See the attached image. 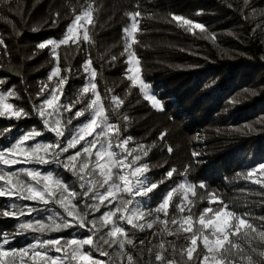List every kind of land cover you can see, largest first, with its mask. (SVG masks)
<instances>
[{"label":"trees","instance_id":"trees-1","mask_svg":"<svg viewBox=\"0 0 264 264\" xmlns=\"http://www.w3.org/2000/svg\"><path fill=\"white\" fill-rule=\"evenodd\" d=\"M89 4L93 8L92 23L85 28L89 41H83L82 36L78 45L71 41L68 45L61 44L55 54L51 45L43 50L37 48L47 39H63L74 16L82 14ZM136 10L141 11V16L136 18L139 30L129 36L123 31L125 27L131 29L132 24L126 13ZM173 14L204 25L205 31L195 27L186 31V26L181 27L171 20ZM53 19L57 21L55 24ZM0 37L5 41L0 45V79L5 81L0 84V91L13 90L19 98L10 97L8 102L30 113L20 120L0 117V148L10 146L33 127L44 133L37 140L55 139L53 134L44 130L43 121L33 111V105H39L51 88L56 87L58 78L53 77L52 81L47 78L59 61L61 76L67 78L60 103L79 100L71 113L63 112L61 126L67 117L86 107L93 98L91 91L83 93L82 89L89 86L90 80L94 82L109 123L120 128L119 139L132 138L117 148L115 130H110L112 150L127 156L128 161L140 156L136 166L146 163L149 168L146 175L158 183L149 197H137L143 199L146 209H156L171 191L167 209L169 219L173 216L179 218L181 213L177 206L181 204L185 207V215L191 208V212L198 216L204 207L209 206L208 199L201 197L215 192L238 214L264 216V195L258 194L264 192V187L245 179L253 167L264 162V124L260 123L264 118V0H247V3L245 0H11L10 4L0 0ZM126 42L139 58L140 75L150 86L149 94L160 101L162 110L154 108L150 100L144 98L140 87L132 86L127 79L128 53L120 55ZM112 56H117V60L112 61ZM89 59L96 71L94 79L83 67ZM42 84H47L48 88L44 96H38ZM246 89L249 91L245 92ZM113 96L123 101L115 113L112 111L115 106ZM46 117L50 121L57 119L52 109H46ZM86 117H90V112H86L85 117L73 119L68 127L75 128ZM70 138L71 133L66 131L61 139L66 143ZM83 144L81 141L76 149H69L61 159L79 150ZM145 151L146 156L143 155ZM193 152L198 155L193 156ZM22 167L39 168L45 174L51 171L80 190L77 178L54 164L0 165L6 172ZM173 169L172 177H168L167 172ZM254 177L264 180V174L259 170ZM18 178L34 183L23 173ZM16 179L12 177L13 184ZM201 182L204 188L199 186ZM189 184L195 186V194L192 190L186 191ZM4 186L5 182L0 181V187ZM121 195L128 198L127 194ZM12 203L38 206L34 201L0 198V234L16 233L18 223L33 217L48 222L46 217L52 215L3 216L5 210H16L10 207ZM49 207L65 219L73 220L58 204ZM107 210L102 206L94 215L99 217ZM155 216L153 213L145 220L155 219ZM159 216L161 220L165 219L163 212ZM57 222H60L59 218ZM121 223L130 233L135 232L137 247L127 246L126 250L147 261L148 249L159 243V237L154 233L162 232L165 225L158 222L150 229L139 231ZM253 223L258 225L260 221L254 220ZM106 231L108 229L104 228L100 234ZM89 234L86 229L69 227L60 232L45 233L42 239L62 238L63 244L68 239L84 238ZM36 235L40 234L17 235L11 246H25L33 242ZM185 235L169 236L165 233L164 239L182 244ZM141 240L144 241L142 245ZM240 243L243 245V241ZM116 249L117 246L113 245L108 251ZM88 250L85 245L83 251ZM170 252L169 248L166 254ZM51 254L56 255L55 252ZM92 255L96 259L108 260L95 251ZM176 259L179 260V255ZM116 264H127L126 256L122 260L117 258ZM236 264H240L239 258Z\"/></svg>","mask_w":264,"mask_h":264},{"label":"snow or ice","instance_id":"snow-or-ice-1","mask_svg":"<svg viewBox=\"0 0 264 264\" xmlns=\"http://www.w3.org/2000/svg\"><path fill=\"white\" fill-rule=\"evenodd\" d=\"M5 3L10 4L11 0H5ZM9 10L12 9L9 8ZM92 12V5L89 4L82 14L74 16L63 39L59 41L47 39L39 43L37 48L43 50L51 45L52 52L55 54L56 48L61 44L68 45L71 41L78 45L80 41L79 22L83 19L92 23ZM56 15L59 16V13ZM126 15L131 18L132 24L131 29L125 27L123 31L132 36L139 30L136 18L141 16V11L136 10L126 13ZM171 20L178 22L181 27L186 26V31H191L193 27L200 29L201 32L205 31L204 25L194 24L193 20L182 15L173 14ZM56 22L53 19L52 23ZM33 31L36 29L34 28ZM82 39L86 42L90 40L87 30L83 32ZM133 42H136L135 39ZM4 43L3 37H0V45H4ZM130 48L131 45L126 42L124 52L120 53L121 56L128 53L126 63L130 66L136 65L127 70L132 73L127 76V79L131 81L132 86L140 87L144 98L150 100L154 108L162 110L160 101L154 95L149 94L150 86L140 75V60L135 52L130 51ZM111 60H117V56H112ZM91 65L92 60L89 59L83 67L85 72H90L91 78L94 79L96 71ZM53 77L58 78L56 87L51 88L49 94L44 96L48 85L42 84L38 96H44V98L39 105H33V111L43 121L44 130L53 134L55 139L47 142L37 140L36 138L41 137L44 133L33 127L20 135L14 143H10V146L0 148V165L12 167L18 164L40 166L54 164L57 167H62L66 172H71L77 178L76 182L79 183L80 190L77 191L74 186L68 185L51 171L45 174L39 168L22 167L17 171L6 172L0 168V181L5 182V186L0 187V198L15 197L17 200L34 201L38 205L32 207L12 203L10 207L16 210H5L2 213L3 216L16 218L24 215L31 217L33 213H36L37 216H40L41 213H52L46 217L48 222H45V219L33 217L18 223L16 233L0 234V264H116L117 258L122 260L125 256L127 264H236L237 258H239L240 264H264V216L253 217L249 213L238 214L215 192H210L207 197H201V199H208L209 206L204 207L198 216L191 212V208H188L185 215V207L181 204L177 206L181 213L179 218L173 216L169 219L167 209L172 196L171 191L167 193L156 209H146L143 199H137V197H149V193L158 187V183L152 182L146 175L149 170L146 163L136 166V161L140 160V156H135L133 160L128 161L127 156L112 150L110 130H115L117 139L115 146L117 148L126 145L132 138L128 137L122 141L119 139L120 128L109 123V117L100 103L101 97L96 91L97 85L90 80V87H83L82 92L89 93L91 90L93 98L86 107L67 117L66 122L61 126L63 112L71 113L79 100L60 103L67 78L61 76L59 61L49 74L48 81H52ZM4 82L3 79H0V84ZM244 91L248 92L249 90ZM13 96L19 98L13 90L0 91V117L16 120L28 117L30 113L26 112L23 107H17L8 102L9 98ZM112 100L115 105L112 111L115 113L123 101L116 96H113ZM235 100L234 97L233 101ZM46 109L54 110L57 119L50 121L46 117ZM86 112H90V117H86L75 128L68 127L72 124L73 119L85 117ZM97 118H100L99 123ZM260 123L264 124V118H261ZM66 131L71 133V138L67 139L65 143L61 138L65 137ZM89 136L93 139L87 140L86 137ZM101 137H104L103 141L100 139ZM29 141H35V143L29 144ZM81 141H84V144L79 150L61 159L63 154L69 152V149H76ZM94 149L95 152H93ZM168 151L171 153L172 148L169 147ZM147 154L146 151L143 153L145 156ZM196 155L198 153L193 152V156ZM257 170L264 174V162L253 167L245 179L252 180L253 183L264 187V180L254 177ZM174 171L175 169L168 171L167 176L172 177ZM21 173L30 177L34 183L20 180L18 177ZM14 176L17 177L15 184L12 180ZM181 186L183 187V185ZM199 186L205 187L203 182ZM188 188L195 194L194 185L189 184ZM122 193L127 194L128 198L121 195ZM258 194L264 195V192ZM214 203L215 207L212 206ZM50 204H58L73 220L69 221L60 216V213L49 207ZM102 206L108 210L104 211L101 216L95 217L94 214L99 212ZM161 212L164 213L165 219L163 220L159 216ZM153 213L156 214L155 219L146 221L145 217H150ZM90 216L91 219H89ZM57 218L60 222H57ZM254 220H258L260 223L258 225L253 223ZM121 222L139 231L150 229L153 224L158 222L165 225L162 232L154 233L159 237V243L148 249L149 258L147 261L135 257L126 250L127 246L132 249L137 247L135 232L130 233ZM168 225L172 227H168ZM194 225L198 226L194 227ZM69 227L86 229L90 234L84 238L68 239L63 244L61 243L62 238L42 239L45 233L60 232ZM104 228H107L108 231L100 234ZM29 232L40 235L34 236L33 242L25 246L19 248L11 246L17 235ZM165 233L169 236L184 233L186 234L185 242L177 244L176 241H167L164 239ZM94 237H96L95 240ZM240 241H243V245ZM143 243L144 241L141 240L140 244ZM85 245L89 247L88 251H83ZM113 245H116L117 249L109 252L108 249H111ZM169 248L171 252L166 254ZM93 251L108 257V260L94 258ZM53 252L56 255H52ZM177 255H179V260L176 259Z\"/></svg>","mask_w":264,"mask_h":264},{"label":"rangeland","instance_id":"rangeland-1","mask_svg":"<svg viewBox=\"0 0 264 264\" xmlns=\"http://www.w3.org/2000/svg\"><path fill=\"white\" fill-rule=\"evenodd\" d=\"M80 27L78 28V34H79V37H82L83 36V32L85 31V28H86V26H87V24L89 23L87 20H81L80 22ZM136 65L135 64H133V65H129V68L130 67H135ZM132 73L131 72H129V75H131ZM89 87H90V84H89ZM91 91V90H90ZM151 102V101H150ZM97 120H98V123L100 122V118H97ZM94 135H95V133H94ZM90 137V136H89ZM87 138V137H86ZM101 139V138H100ZM102 140V139H101ZM103 141V140H102ZM97 146H99V145H97ZM94 152H95V149H94ZM186 189V191L187 192H190L191 190L190 189H188V188H185Z\"/></svg>","mask_w":264,"mask_h":264}]
</instances>
